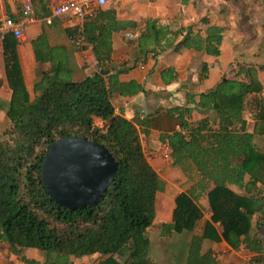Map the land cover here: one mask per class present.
Wrapping results in <instances>:
<instances>
[{
  "label": "trees",
  "instance_id": "1",
  "mask_svg": "<svg viewBox=\"0 0 264 264\" xmlns=\"http://www.w3.org/2000/svg\"><path fill=\"white\" fill-rule=\"evenodd\" d=\"M115 26H101L94 20L83 24L77 47L91 46L100 65L97 74L74 81L66 51L51 48L41 32L31 41L35 61L49 63L33 86L29 100L16 55L17 41L6 34L2 42L6 79L11 91L9 102L0 101V111L9 123L0 136V245L9 254L24 250L44 255L42 264H73L72 259L97 256L100 264H154L148 257L146 231L155 217L156 194L164 183L147 161L141 145L147 123L128 121L114 113L113 96L131 97L143 91L133 81L120 83L118 77L134 64L110 65V34ZM185 32L182 39L178 36ZM76 31H68L74 38ZM221 29L208 27L205 37L191 27L172 32L150 21L138 37L142 56L192 49L217 54ZM82 37V38H81ZM153 44L152 49L145 46ZM112 68V73L107 72ZM254 67L239 68L233 79H222L216 87L189 98L200 111L213 118L196 124L187 121L191 110L175 107L179 130L160 137L171 148L172 165L186 176L195 173L198 181L175 199L170 224L161 225V235L182 236L171 244L172 264H218L204 241H218L210 224L201 235L191 234L201 219L198 199L205 193L211 222L222 229L221 239L233 250L261 254L257 230L264 226V152L255 139L264 135V97ZM107 74V75H106ZM256 96L252 110L254 127L247 131L243 112L249 97ZM96 121L100 123L97 124ZM82 137L103 146L117 163L115 177L104 196L93 205L69 210L51 199L41 181L44 156L59 139ZM212 185V187H210ZM234 187L236 191L230 189ZM191 234L188 240L183 238ZM24 262L37 264L35 261ZM251 264H261L257 257Z\"/></svg>",
  "mask_w": 264,
  "mask_h": 264
},
{
  "label": "crops",
  "instance_id": "2",
  "mask_svg": "<svg viewBox=\"0 0 264 264\" xmlns=\"http://www.w3.org/2000/svg\"><path fill=\"white\" fill-rule=\"evenodd\" d=\"M226 1L229 3L226 4L224 0H107V3L91 19L65 20L52 16L53 0H31L32 20L26 21L23 31L24 40L17 42L16 55L23 84L29 100H32L34 98V83L37 81L39 74L47 71L50 67L49 63L35 61L31 46L33 39L43 32L49 47L63 48L68 56L73 80L80 81L99 73L100 65L95 60L91 46L83 43L85 48L79 50L69 42L68 31H76L73 37L81 41L79 33H81L83 24L87 21L94 20L99 26L102 24L111 26V23L115 26L110 34V65L119 67L123 63L134 64L135 66L126 73L121 74L118 80L120 83L133 81L141 85L143 91L131 97L113 96L111 104L116 115L128 121L137 119L147 123L146 128L137 127L139 131L144 130L147 133L141 135V145L144 154L148 151L151 155V158H147V161L164 183L163 191L156 194L155 214L159 196L162 204H160V211L155 215L156 219L154 217V220L162 217L166 219V213H168V209L172 208L171 210H173L172 206L177 196L187 193L198 181L195 173L186 176L180 168L173 166L172 162H163L156 155V151L162 143L168 144L167 141H161L160 137L179 130V124L176 122L175 116H171L168 111L175 107L187 106L192 109L190 115L186 118L191 124H196L206 118L212 119V112L200 111L195 105L187 103L188 97L197 100L200 94L216 87L222 79H233L239 68L251 67V64L246 62V55L251 53L248 44H243L244 42L240 41L236 35L237 27L241 25V22L243 23V19H241L239 25L237 15L239 13V16L244 18L243 11L242 9L239 11L238 7L235 8L230 2L231 0ZM22 2L23 0H0V21L4 18H11L15 21L21 20L23 18ZM233 12H237L236 20L233 18L235 15ZM47 20H50V24H47ZM150 21L155 22L158 27H166L172 32L183 31L191 27L194 33L199 32L202 37H205V31L208 27H219L222 33L220 45L217 47L218 53L216 55L208 54L204 51L192 49L175 51L170 47L157 54L149 51L145 56H142L137 40L141 34H144ZM184 33L182 32L178 36L176 42L182 39ZM153 47V44L145 46L149 50ZM253 54L251 53V57L254 56ZM111 73L112 68L107 74L110 75ZM253 73L262 86L261 95L264 97V67L257 70L254 68ZM10 99L11 91L6 79L1 45L0 101L9 102ZM254 102L255 100L249 101L251 108H254ZM243 115L247 131L252 132L251 124L254 122L247 118L246 109ZM3 119H6L5 114L0 111V120ZM96 123L99 124L100 122L96 121ZM257 139H255V143ZM230 189L235 188L231 187ZM198 200H200V204L203 200L202 202L206 207H203V204L201 205V213L206 212L207 215L204 214L202 217L204 223L201 233L194 234L201 235L206 224L212 226L218 241L205 240L204 249H211L214 252L218 264H225L239 250V253L248 260L259 257L263 261L261 264H264V236L260 235V230H264V226L257 228V235L262 246L261 254L250 253L243 248L233 250L221 239L222 229L220 225L211 222V214L205 193ZM164 219L161 225L170 224L172 216L170 219ZM164 247L166 251L164 256L167 255V262L161 263L163 254L160 256L161 260L153 259L150 253L147 257L154 264H172V252L169 245L166 244ZM29 250L32 252L37 251ZM90 257H96V255ZM100 261L101 259L96 261L95 264H100ZM119 262L123 264L122 261ZM73 264H76V262H73Z\"/></svg>",
  "mask_w": 264,
  "mask_h": 264
},
{
  "label": "water",
  "instance_id": "3",
  "mask_svg": "<svg viewBox=\"0 0 264 264\" xmlns=\"http://www.w3.org/2000/svg\"><path fill=\"white\" fill-rule=\"evenodd\" d=\"M116 169L117 163L103 146L86 138L67 137L50 145L42 163L41 181L57 205L79 210L104 196Z\"/></svg>",
  "mask_w": 264,
  "mask_h": 264
},
{
  "label": "rangeland",
  "instance_id": "4",
  "mask_svg": "<svg viewBox=\"0 0 264 264\" xmlns=\"http://www.w3.org/2000/svg\"><path fill=\"white\" fill-rule=\"evenodd\" d=\"M222 1V0H221ZM226 4L229 2L224 0ZM232 5L236 8H239V11L242 9V15L244 18L239 16H236L237 12H233L235 14L233 18L237 17V22L240 25V20L243 19V23L241 22V25L237 27L236 29V35L240 41L244 42L243 44L248 46L249 51L251 53H254L253 57H251V53L246 55V62L248 64H251V67L254 66L255 70L258 68H263L264 67V0H231L230 1ZM221 5V4H219ZM218 5V6H219ZM232 18V19H233ZM236 20V19H235ZM235 28V27H234ZM262 97V95L260 94ZM256 96H251L250 99H248L246 103V116L249 120H252L254 122L253 118V113L251 108L249 106V101L250 100H255ZM255 125L254 123L251 124V128ZM9 127V123L6 119L0 120V136L7 130ZM256 142V148L257 150L264 152V135H259ZM146 158H151V155L146 151ZM236 191L235 189H233ZM204 200V199H203ZM201 203L203 204V207H206L204 202ZM199 201V202H198ZM197 201V205L200 209H202V204H200V200ZM160 196L157 199V207H156V214H158L159 208H160ZM173 210L175 208V201L173 204ZM172 209V208H171ZM168 209V213H166V219H170L172 216L173 210ZM206 214V212L202 213V217ZM211 214V213H210ZM207 215V214H206ZM199 219L196 222L194 231L191 234H199L201 233L202 226L204 223L203 218ZM156 219V217H155ZM164 218L162 217L161 219L153 220V226L149 228L146 231V237L149 240V250L147 252V256L150 253V256H153L152 258H156V260H161L162 254L163 258L161 263L167 262V255L164 256L165 251V245L168 244L169 247L171 244H177L181 240L182 236H176L173 233L169 237H162L161 235V223L163 222ZM164 219V220H166ZM161 220V221H160ZM253 231H256L257 229L254 227ZM191 234H185L183 238L185 237L186 240L191 236ZM260 235L264 236V230H260ZM239 251H236L234 256L232 257L231 260L228 262H225V264H251L250 260L242 256ZM167 254V253H166ZM23 259H26L27 261H35L37 264H42L44 261V255L41 252L35 251L32 252L28 249V251L24 250L20 256H13L9 254L7 246L6 245H0V264H29L27 262H24ZM83 259V260H82ZM82 259H73V262H76V264H95L96 261L102 258L96 257H86ZM77 260V261H74ZM170 260V259H168ZM83 261V262H82ZM152 261V260H151ZM221 264V263H220Z\"/></svg>",
  "mask_w": 264,
  "mask_h": 264
},
{
  "label": "built area",
  "instance_id": "5",
  "mask_svg": "<svg viewBox=\"0 0 264 264\" xmlns=\"http://www.w3.org/2000/svg\"><path fill=\"white\" fill-rule=\"evenodd\" d=\"M107 3V0H53L52 16L62 19H91L95 17L96 13ZM32 2L31 0H23L22 2V16L21 20H13L11 18H4L0 21V47L2 45L4 36L11 34L17 42L24 40V28L26 21L32 20ZM50 24V20H47ZM69 42L78 47L81 41L76 38H70ZM158 158L166 163L171 162V148L167 143H162L157 151ZM146 156V154H145Z\"/></svg>",
  "mask_w": 264,
  "mask_h": 264
}]
</instances>
